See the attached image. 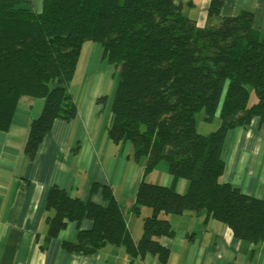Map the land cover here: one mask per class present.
Here are the masks:
<instances>
[{
	"label": "trees",
	"instance_id": "obj_1",
	"mask_svg": "<svg viewBox=\"0 0 264 264\" xmlns=\"http://www.w3.org/2000/svg\"><path fill=\"white\" fill-rule=\"evenodd\" d=\"M222 7V0H211L201 27L176 0H45L40 12L30 0H0V132L10 129L22 97L43 99L24 150L35 159L54 123L76 118L70 84L85 46L97 43L119 68L109 137L129 142L136 160L145 158V175L167 162L174 182H188L180 194L144 180L128 211L109 186H93L101 205L54 185L41 249L69 223L89 220L91 228L64 242V250L91 255L112 245L124 248L131 263L151 255L167 264L170 251L161 240L176 234L167 217L187 213L226 224L239 240L264 241V200L227 182L224 160L233 130L256 118L264 125V32L254 29L252 12L225 17ZM250 88L257 97L252 105ZM200 112L209 123L218 118L219 128L199 131ZM129 214L142 217L138 241Z\"/></svg>",
	"mask_w": 264,
	"mask_h": 264
},
{
	"label": "crops",
	"instance_id": "obj_2",
	"mask_svg": "<svg viewBox=\"0 0 264 264\" xmlns=\"http://www.w3.org/2000/svg\"><path fill=\"white\" fill-rule=\"evenodd\" d=\"M176 1L198 26L206 24L211 0ZM222 1V16L250 11L254 29L264 32V0ZM30 2L40 12L45 0ZM103 54L97 43L85 46L70 84L78 114L70 122L54 123L35 159L24 150L30 126L44 109L43 99L22 97L10 129L0 132V264H159L158 257L151 255L131 263L124 248L112 245L91 255L64 250V242L74 240L80 229L91 228L89 220L80 225L69 223L44 249L38 243L46 233V201L54 185L74 198L85 202L91 199L101 205L104 200L92 195L93 186H109L126 211L134 205L144 180L173 186L180 194L188 189L185 179L174 182L167 162L145 175V158L136 160L129 142L115 144L109 137L107 125L111 122L110 105L119 68L108 63ZM102 99L107 100L104 103ZM224 160L225 180L244 194L264 200V125L259 119L230 133ZM167 218L176 230L174 237L161 240L170 251L167 264H264V241L252 244L239 240L226 224L206 221L204 213ZM127 222L138 241L142 217L129 214Z\"/></svg>",
	"mask_w": 264,
	"mask_h": 264
},
{
	"label": "rangeland",
	"instance_id": "obj_3",
	"mask_svg": "<svg viewBox=\"0 0 264 264\" xmlns=\"http://www.w3.org/2000/svg\"><path fill=\"white\" fill-rule=\"evenodd\" d=\"M256 101H257V97L255 95L254 89L250 88L249 104L252 105ZM196 118H197V128H198V130L203 132V133H205V134L212 133V132L216 131L219 128L220 121H219L218 118H215L213 122L209 123V122L205 121V115H204L203 112L198 113ZM229 137H230V135L228 136L227 144H228V141H229ZM227 144H226V147H227Z\"/></svg>",
	"mask_w": 264,
	"mask_h": 264
}]
</instances>
